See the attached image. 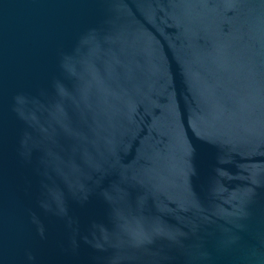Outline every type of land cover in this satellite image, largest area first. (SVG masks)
<instances>
[{
  "label": "water",
  "instance_id": "water-1",
  "mask_svg": "<svg viewBox=\"0 0 264 264\" xmlns=\"http://www.w3.org/2000/svg\"><path fill=\"white\" fill-rule=\"evenodd\" d=\"M0 264H264V0H0Z\"/></svg>",
  "mask_w": 264,
  "mask_h": 264
}]
</instances>
